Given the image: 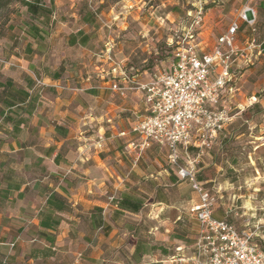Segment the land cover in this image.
Instances as JSON below:
<instances>
[{"label":"crops","instance_id":"1","mask_svg":"<svg viewBox=\"0 0 264 264\" xmlns=\"http://www.w3.org/2000/svg\"><path fill=\"white\" fill-rule=\"evenodd\" d=\"M141 2L120 0L114 4L109 16L115 21L116 29L102 43L103 48L107 44L112 46L113 57L121 64L130 83L123 78L122 72L113 77L107 76L110 66L101 59L103 50H95L98 42L102 41V37L97 35L100 29L89 30L87 24H83L67 35L68 45L70 34L81 30L88 37L85 44L77 42L68 47L81 48V57L74 59L75 63L70 65L72 73L65 71L62 82V78L53 80L49 77L42 82L44 86L59 85L57 91H28L32 96L38 95L40 102L29 118L33 126L56 121L55 125L75 129L76 133L67 135L60 142L47 143L39 148L35 152L36 162L47 165L43 174L31 182L23 181L18 191H9L7 199L1 200L5 202H0L2 205L15 203L17 214L7 218L14 217L17 223H21L17 229L21 234L15 232L18 248L13 251L0 248V255L12 256L9 264H36L35 261L39 259L43 264H50L49 259L57 260L42 257L41 253L50 246L45 239L38 238L41 231L38 213L45 209L49 189L62 194L70 209V212L58 214L61 220L56 229L48 230L55 235L51 250L55 256L62 257L55 264H183L173 258L181 257L185 261L192 259L199 225L190 213V208L197 203V194L191 189L189 191V185L180 181L175 170L168 165L165 148L152 145L135 161L127 145L136 140V136H118L119 132L128 131L146 114L143 93L137 86L147 83L152 73L138 72L132 66L127 68L128 63L137 55V49L146 43V40L142 41L146 38V27L139 24L142 29L133 31L136 27L130 20L135 15L141 18ZM133 7L137 12L132 10ZM203 20L202 29L206 27L209 33L205 37L200 31L197 36L196 46L200 55L211 52L220 37L213 34V20L206 21V14ZM235 20L229 21L227 28ZM135 38L137 43L132 42ZM169 39L168 36L167 46H170ZM237 42L239 46L242 45L239 36ZM259 55L264 61V53L256 52V56ZM246 66L249 65L244 60H238L231 68V80L222 92L223 103L228 108H239V91H249L247 84L251 74L245 70L239 77V69ZM102 67L106 73L101 72ZM113 84L128 89L121 96L111 89ZM50 92H56L61 98L52 103L48 97ZM55 116H59L58 120ZM232 128H239V122L234 118L225 125L214 140L212 149L206 151L201 159L198 171L200 175L204 174L203 181L206 184L215 181L213 172H221V168L214 166L210 169L205 160L215 158L212 151L221 147V137L226 138ZM89 132L95 134L87 135ZM99 137H103L101 148L96 147ZM235 137L239 140V132ZM43 138L32 137L29 142L35 144ZM17 143L21 144L19 138L15 140ZM50 146H55V152L51 157H46L44 149ZM57 153H60V164L53 161ZM6 186L0 178V190ZM207 189L210 192L213 190L209 187ZM124 194L142 201L139 212L131 213L117 208L115 200ZM229 208V205L222 202L215 203L214 218L227 219ZM190 219L197 223L195 231L187 227ZM179 226L184 229L179 231ZM9 236L1 233L0 245H7ZM256 238L264 242L262 232L257 233ZM163 249L167 253H162Z\"/></svg>","mask_w":264,"mask_h":264},{"label":"rangeland","instance_id":"2","mask_svg":"<svg viewBox=\"0 0 264 264\" xmlns=\"http://www.w3.org/2000/svg\"><path fill=\"white\" fill-rule=\"evenodd\" d=\"M19 1L10 0L7 8L0 11V82L12 79L16 85L25 87L24 77L28 76L44 91L45 89L57 91L59 85L44 86L42 82L60 65L65 71L72 73L73 68L70 65L75 63L74 59L81 57L80 47L68 49L67 35L83 26L82 17L85 14L93 13L92 23L87 25V29H100L97 35L102 37V41L98 42L95 50L97 52L103 50V41L116 29L115 21L109 16L110 11L120 0H53L54 20L52 26L46 28V45L41 51L38 50L32 38L27 36L26 27L29 18ZM43 1L47 6L50 5L49 0ZM100 1L102 3H99ZM140 5H142L141 18L138 19L135 15L130 20L136 27L133 31L142 26L146 27V38L142 39V41L146 40V43L137 49V55L131 61L132 63L129 62L127 65V68L132 66L138 72L147 71L153 74L157 68L168 67L174 55V50L171 51L172 46H167L168 36L173 38L175 34H181L182 28L187 24L186 13L199 8L204 15L206 14V21L213 20V34L219 37L226 30L229 21L238 19V14H241L245 7H253L254 25L250 27L239 19V22L244 25L236 36L237 38L239 36L242 45L248 38L254 39L256 44L264 41V8L259 7V0H142ZM132 10L137 12L134 7ZM200 29L198 34L201 31L207 37L209 30L206 27ZM133 41L136 42L137 39ZM27 43L32 44L33 53L25 51ZM67 51L69 52L64 54ZM253 55L257 58L253 64L239 69V77L245 70L251 74L247 84L249 91H239L241 106L228 109L229 115L239 122V128L229 129L227 137H221V147H216L212 151L215 158L205 160V164H208L210 169L214 166L221 168V172H213L215 181L208 182L207 187L213 188L211 194L216 204L222 202L230 206L226 215L227 220L241 232L249 233L254 230V227H259L257 233L264 234V61L260 55L256 56V50L253 51ZM64 75L65 73L61 76V82L64 81ZM48 97L52 103H55L61 95L50 92ZM55 117L58 120L59 116ZM33 124L30 121L23 128L18 137L21 142L19 146L9 135L10 125L6 124L0 115V178L5 170L13 169L23 181L31 182L33 178L40 177L45 171L47 165L41 162L37 164L35 152L47 143L60 142L63 137L53 128L56 121L47 125L38 124L36 127ZM74 130L68 129L67 135L76 133ZM237 132H239V140L235 137ZM95 133L89 132L87 135ZM37 136L44 138L35 144L29 142L32 137ZM12 149L15 152H11ZM201 176L205 179L204 174ZM189 191H191L190 188ZM0 205V237L1 233L10 235L7 245H0V248L4 247L8 249L7 251H13L18 248L15 232L21 234L20 230L17 231L21 223H17L14 217L10 219L7 217L16 215L18 209L15 208V203ZM196 224L190 219L187 227L195 231ZM181 229L184 228L179 226V231ZM191 233L195 234V232ZM254 242L264 250L263 240L254 238ZM163 251L167 253L166 249ZM53 258L57 260L49 259L50 264H55L58 258L62 259L59 255H54ZM35 263L43 264V261L39 259Z\"/></svg>","mask_w":264,"mask_h":264},{"label":"built area","instance_id":"3","mask_svg":"<svg viewBox=\"0 0 264 264\" xmlns=\"http://www.w3.org/2000/svg\"><path fill=\"white\" fill-rule=\"evenodd\" d=\"M186 17L187 24L181 34L171 38L170 45L175 49L168 67L155 69L147 83L137 86L143 93L146 114L118 136H136L127 145L135 161L152 145L165 148L168 165L198 196L197 203L190 208L199 225L193 257L189 261L181 257L173 259L183 264H264V250L254 242L259 227L249 233L241 232L227 219L214 218L215 198L196 178L201 157L233 118L222 98L231 80L232 66L238 60L251 65L255 58L253 51L261 53L254 39L241 46L236 42L239 19L252 27L255 10L245 7L217 39L213 50L202 55L197 51L196 40L204 13L199 8L188 11ZM100 56L110 66L109 72L103 67L101 72L109 77L122 72L130 83L121 64L113 57L111 45H105ZM111 89L123 96L128 88L113 84ZM102 141L103 137H99L97 148L102 147ZM191 147L194 153L189 152Z\"/></svg>","mask_w":264,"mask_h":264},{"label":"trees","instance_id":"4","mask_svg":"<svg viewBox=\"0 0 264 264\" xmlns=\"http://www.w3.org/2000/svg\"><path fill=\"white\" fill-rule=\"evenodd\" d=\"M9 2L10 0H0V11L7 8ZM19 2L25 8L29 18V22L27 23L26 27L27 36L32 38L38 50L41 51V49L46 45V28L52 26L53 24L54 2L53 0H49V6H47L43 0H20ZM259 7L264 8V0H259ZM92 15L93 13L85 14L82 17L83 24H91ZM243 25L244 23H240L239 29H241ZM68 38L70 46H73L77 42L83 45L88 41V37L86 35H83V32L81 30L76 34H70ZM237 40L238 38L236 36V42ZM249 40V38L246 39L244 44ZM258 45L260 46L261 53H264V41L259 43ZM174 49L175 47H171V51H173ZM25 51L27 53H33V47L31 43L26 44ZM31 68L33 67L31 66ZM64 72V67L60 65L52 74H49V78L58 80L61 78ZM24 82L26 85L25 87L16 85L14 81H12V79H6L4 82H0V115L3 118L4 122L10 125L9 135H11L15 140L22 133L23 128L29 123V118L31 117V114L35 110L36 106L40 104V102H38L39 96H32L28 91H42V88H40L37 83H35V81L31 79V77H24ZM54 130L63 138L68 134V129L60 125H54ZM55 149V146H50L47 149H44V155L46 157H51L55 152ZM189 152L194 153L195 149L191 147L189 149ZM59 158L60 153H57L53 161L58 164ZM201 159L197 166L196 178L207 189V184L204 183L203 178L198 171L199 166L201 165ZM1 180L5 184H7V186L5 189L0 190V201L2 199H7V194L9 193V191H18L23 182V179L18 177L13 169L5 170L2 173ZM115 202L119 210L131 213L139 212L143 204L141 200L125 194L122 195L119 199L115 200ZM66 212H70L69 204L66 198L62 194L49 189V195L47 196L45 202V209L38 213L39 227L41 228V231H39L38 233V238L45 239L50 246L48 250L41 253L42 257H53L54 252L51 250V248L55 243V235L48 232V230L52 231L56 229L57 226H59L61 220L58 214ZM162 253L165 254L166 252L163 251ZM11 258V255H0V264H9ZM34 258H36V256H34Z\"/></svg>","mask_w":264,"mask_h":264}]
</instances>
